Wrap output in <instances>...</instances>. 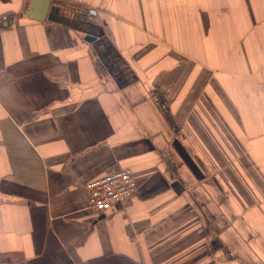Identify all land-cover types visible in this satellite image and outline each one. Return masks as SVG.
<instances>
[{"label":"crops","instance_id":"obj_1","mask_svg":"<svg viewBox=\"0 0 264 264\" xmlns=\"http://www.w3.org/2000/svg\"><path fill=\"white\" fill-rule=\"evenodd\" d=\"M106 256L264 264V0H0V261Z\"/></svg>","mask_w":264,"mask_h":264},{"label":"built area","instance_id":"obj_2","mask_svg":"<svg viewBox=\"0 0 264 264\" xmlns=\"http://www.w3.org/2000/svg\"><path fill=\"white\" fill-rule=\"evenodd\" d=\"M89 190V208L96 212H106L117 204L132 198L138 190V182L129 168L108 171L104 176L86 184ZM0 264H12L0 261Z\"/></svg>","mask_w":264,"mask_h":264},{"label":"trees","instance_id":"obj_3","mask_svg":"<svg viewBox=\"0 0 264 264\" xmlns=\"http://www.w3.org/2000/svg\"><path fill=\"white\" fill-rule=\"evenodd\" d=\"M32 210H33V215H34L36 223L39 224V222L41 221L40 216H43L45 219V216H44L45 214L41 209H39L37 207H33ZM38 224H37V226H38ZM36 231L34 230V232H36ZM92 263L93 264H135L134 261H132L126 257H121V256L99 257L97 259L95 258V260H93Z\"/></svg>","mask_w":264,"mask_h":264},{"label":"water","instance_id":"obj_4","mask_svg":"<svg viewBox=\"0 0 264 264\" xmlns=\"http://www.w3.org/2000/svg\"><path fill=\"white\" fill-rule=\"evenodd\" d=\"M32 1H33V3H35L36 0H32Z\"/></svg>","mask_w":264,"mask_h":264}]
</instances>
